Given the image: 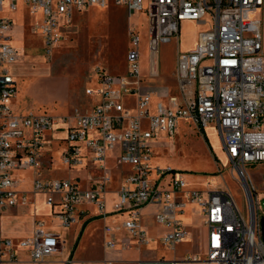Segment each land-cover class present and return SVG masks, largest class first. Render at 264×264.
Returning <instances> with one entry per match:
<instances>
[{
    "label": "built area",
    "instance_id": "obj_1",
    "mask_svg": "<svg viewBox=\"0 0 264 264\" xmlns=\"http://www.w3.org/2000/svg\"><path fill=\"white\" fill-rule=\"evenodd\" d=\"M18 1L0 0V262L3 258L15 261L19 251L27 252L34 262L60 251L58 236L47 232L43 221H36L31 237L13 240L2 236L1 218L27 202V194L16 190L14 173L32 170L38 174L48 133L63 124L68 144L61 155L63 165L74 169L88 160L98 174L87 190L75 181L43 180L38 174L32 191L47 195L48 207L58 206L55 217L63 226L74 225L84 206L96 207L99 216L107 218L106 195L113 179L109 159L115 155L114 168L129 169L117 193L116 210L127 215L123 227L135 241V249L151 243L140 223L144 208H155L154 221L164 229V245L175 247L188 238L179 214L192 205L202 215L207 232V263L264 264V217L246 172L249 165L264 163V56L261 22L253 18L264 10V0H22L31 30L41 38L49 58L77 13L114 4L124 7L129 18L146 14V34L137 27L128 29L126 72L111 75L96 69V85L85 89L92 107L65 117L16 114L11 107L17 96L13 68L21 62L23 51L12 44L14 21L1 13L6 2L8 11L16 12ZM186 21L205 29L194 49L178 53L177 94L154 103V93L142 88V43L146 37L153 73L161 46L179 42L180 24ZM182 121L202 132L212 127L218 134L228 161L243 181L246 216L228 191L190 190L179 172L153 167L154 144L169 139L173 147ZM112 232L111 227L105 228L106 234ZM115 246L114 239L106 242L108 249Z\"/></svg>",
    "mask_w": 264,
    "mask_h": 264
},
{
    "label": "rangeland",
    "instance_id": "obj_2",
    "mask_svg": "<svg viewBox=\"0 0 264 264\" xmlns=\"http://www.w3.org/2000/svg\"><path fill=\"white\" fill-rule=\"evenodd\" d=\"M21 2L22 0L17 2L19 6L17 12L8 11V2L5 3L2 12L3 16L7 15L17 20L18 25L21 24ZM145 18L146 14L128 18L125 8L114 4L104 10L92 8L77 13L72 22L65 27L64 39L50 58L44 52L41 38L32 32L31 24L27 22L24 42L14 40L12 42L15 47L23 51L22 63L14 70L17 87V96L11 102L14 112L55 117L84 112L91 105L89 103L91 99L85 95V89L94 87L97 83L95 70L100 68L111 75L126 72L128 27H139L146 34ZM253 18L261 22L264 56V10L255 13ZM198 29L196 24L183 23L180 41L161 46L156 64V76L148 79L154 84L151 86L154 91L160 92L165 87L174 86L178 53L185 52L194 42ZM141 54L142 71L148 75L150 55L146 37L141 46ZM170 142L169 139H162L154 144L153 167L162 169L170 167L179 172L188 183L190 190L228 191L242 213L247 215L243 181L238 178L233 164L228 161L223 144L212 127L202 132L182 121L174 136L173 147L170 146ZM63 150L64 146L52 150L53 166L60 170L54 172V177H62L66 174L60 160ZM45 166L50 167L49 163ZM88 170V179H92V182L97 180L96 170L90 167ZM246 172L257 189L260 213L264 217V163L249 165ZM77 176L82 180V186L87 187L84 181L87 179L85 171L73 170L69 177ZM169 178L167 176L165 180ZM183 221L189 230L188 238L175 247H168L163 242L164 229L154 222L152 216L142 217L140 221L142 227L150 228L151 237L155 241L147 246L148 249L153 251L157 259L178 261V264H209L206 262V229L198 214V208L189 207ZM121 222L118 221L119 224ZM104 225L103 218L94 221L98 233ZM192 258L200 262H185Z\"/></svg>",
    "mask_w": 264,
    "mask_h": 264
},
{
    "label": "crops",
    "instance_id": "obj_3",
    "mask_svg": "<svg viewBox=\"0 0 264 264\" xmlns=\"http://www.w3.org/2000/svg\"><path fill=\"white\" fill-rule=\"evenodd\" d=\"M22 3V2H21ZM18 6V5H17ZM21 24L18 25L17 20L10 16L2 17L12 19L14 21V31H13V40L18 42H24V30L27 22L31 24V19L28 17L26 10L24 9L23 3L21 7ZM19 10V6L17 11ZM126 10V9H125ZM16 11V12H17ZM127 13V10H126ZM128 15V13H127ZM143 16V15H141ZM129 18V17H128ZM145 25L146 22L144 21ZM185 24H196L199 28L197 36L194 42L186 48V51L194 49L197 43L198 35L205 28L203 25H199L195 22H183ZM179 31V41L181 37V25ZM132 26H129L131 28ZM139 28V27H137ZM13 41V42H14ZM175 42V41H173ZM18 63L14 66L18 67ZM110 74V73H109ZM124 74V73H123ZM15 75V72H14ZM120 75V74H119ZM156 71L153 73L149 71L147 75L146 72L142 71V88L145 91H152L154 93L153 101L154 103L166 101L168 94L173 95L177 94V82L175 78V84L173 87H165L160 92L154 91L151 86L152 84L148 79L155 77ZM133 102L132 99L128 100ZM91 104L89 110L93 103L92 100H89ZM67 135V131L63 124H58L55 129L48 133L47 143L42 151L41 161L42 169L38 173L40 178L43 180H55V179H68L75 181L79 184L80 188L87 190L93 187L92 179H88L89 170L88 168L94 169L93 165L87 160L83 167H77L74 169L65 168V173L62 177H54V172H60L57 167L53 166V155L52 150L58 149L64 146L63 153L66 151L68 144L64 143ZM62 153V154H63ZM61 160V158H60ZM46 163H49L48 168H46ZM115 164V155H111L109 159V166L112 172V182L109 185L108 193L106 195L107 207L106 211L108 213L107 218H105V225L102 230L98 233L96 227L94 226V221L99 216L98 210L94 206H84L79 209L76 216V223L71 227L63 226L60 221L55 217V213L58 212L59 208L54 207L50 208L46 204L47 195L45 194H34L33 182L36 179L38 174L32 170H18L14 173V178L17 181L16 190L19 192H24L27 194V202L25 204H19L18 206L9 209L6 211L1 218V233L4 238L18 240L31 237L35 231L36 221H43L45 223V230L49 233H53L58 236L60 241V251L47 258L41 262H34L30 259L27 252L19 251L17 254V259L15 261H8L6 258H3L0 264H140L142 261H155L159 260L153 255V251L148 249L147 246H150L155 241L152 239L150 234V228L142 227L146 232L148 237L151 239L149 245L141 246L140 248L135 249V241L127 234L126 230L123 227V224L127 218L125 213L118 212L116 210V205L118 201V190L124 182V174L128 172V168L118 171L114 168ZM84 170L86 173L87 187L82 186V180L77 176L70 178V173L73 170ZM68 177V178H66ZM257 190V189H256ZM189 207H194L189 205L186 209L179 214V219L184 223L183 218ZM43 209L44 211H41ZM155 208L152 206L146 207L142 210V217L152 216L154 220ZM198 214H200L198 210ZM201 219L202 215L200 214ZM141 217V218H142ZM121 220V224L118 221ZM155 222V221H154ZM203 222V219H202ZM111 227L113 229L112 234H106L105 228ZM187 227V226H186ZM188 230V228H187ZM189 231V230H188ZM110 239H114L116 246L114 249H108L106 247V242ZM206 242H207V232H206ZM125 245H129L131 248L126 249Z\"/></svg>",
    "mask_w": 264,
    "mask_h": 264
},
{
    "label": "water",
    "instance_id": "obj_4",
    "mask_svg": "<svg viewBox=\"0 0 264 264\" xmlns=\"http://www.w3.org/2000/svg\"><path fill=\"white\" fill-rule=\"evenodd\" d=\"M261 229H262L263 239H264V218L262 219V222H261Z\"/></svg>",
    "mask_w": 264,
    "mask_h": 264
}]
</instances>
